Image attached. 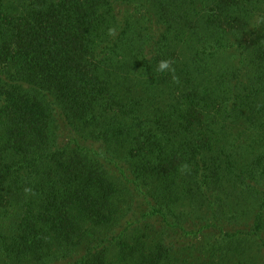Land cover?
I'll list each match as a JSON object with an SVG mask.
<instances>
[{"label":"trees","instance_id":"16d2710c","mask_svg":"<svg viewBox=\"0 0 264 264\" xmlns=\"http://www.w3.org/2000/svg\"><path fill=\"white\" fill-rule=\"evenodd\" d=\"M0 264H264V0H0Z\"/></svg>","mask_w":264,"mask_h":264},{"label":"clouds","instance_id":"9594fccd","mask_svg":"<svg viewBox=\"0 0 264 264\" xmlns=\"http://www.w3.org/2000/svg\"><path fill=\"white\" fill-rule=\"evenodd\" d=\"M166 69H170V65H169V62L166 61V60H163L159 63L158 65V70L163 72L164 70Z\"/></svg>","mask_w":264,"mask_h":264}]
</instances>
